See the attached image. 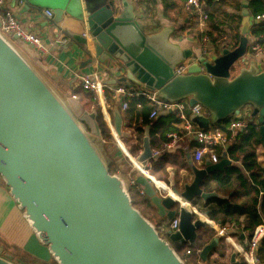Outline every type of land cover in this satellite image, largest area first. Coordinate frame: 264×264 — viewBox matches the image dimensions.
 Wrapping results in <instances>:
<instances>
[{"label":"water","instance_id":"water-1","mask_svg":"<svg viewBox=\"0 0 264 264\" xmlns=\"http://www.w3.org/2000/svg\"><path fill=\"white\" fill-rule=\"evenodd\" d=\"M68 6L67 13L80 30L61 32L98 61L125 69L131 82L156 90L162 98H188L191 105L202 104L208 114L191 118L199 129L250 105L251 115L261 123L264 142V68L256 63L240 67L250 44V28L260 22L251 18L248 3L241 12L239 39L233 41L229 35L235 46L214 44L208 54L197 52V46V50L183 46L174 26L146 33L132 0H86V13ZM54 13L56 23L65 20L64 7H56ZM12 38L20 40L16 33ZM190 59L194 61L188 72L176 75V66ZM76 82L70 81L72 89ZM97 116L95 109L77 116L0 29V176L41 243L59 264H187L189 256L182 257L179 249L195 244L200 228L207 224L198 216L202 213L194 204L196 198L225 197L203 185L210 173L231 161L207 159L205 167L191 163L188 180L163 196L147 170L153 148L150 126L146 127L143 151L136 161L142 174L136 182L161 216H179L178 229H168L163 237L134 205L122 176L110 171L95 139L101 136ZM112 122L120 138L124 121L118 107ZM219 243L220 237L215 236L204 244L200 258L208 261ZM0 264H16L3 256V248ZM226 264H241L236 252Z\"/></svg>","mask_w":264,"mask_h":264},{"label":"crops","instance_id":"crops-1","mask_svg":"<svg viewBox=\"0 0 264 264\" xmlns=\"http://www.w3.org/2000/svg\"><path fill=\"white\" fill-rule=\"evenodd\" d=\"M133 2L136 4L138 11L137 20L146 33L158 32L164 26H174L175 34L178 35V37H182L181 44L186 47L193 46L197 50L196 46L198 47V43L196 41L197 34L195 31L197 21L186 9V0H133ZM261 2H264V0H210L208 5L210 18L206 21V30L207 32L210 31L215 36L220 34V37L215 43H213L210 37L209 48H212L214 44L218 43L219 39H223L224 37H227V40L223 39L220 43L230 42L229 35H233V39L231 40L236 41L237 34H240L239 26L242 21L241 12L244 9L245 4L248 3L250 16L254 20L256 13L260 11L258 8ZM70 4L74 9H84V12L86 13V0H7L5 7L14 12L22 26L41 36L44 42L49 46V52L47 54H41L40 56L43 60V64H46L49 69H52L54 72L52 79L62 91L68 92L69 89L73 91L76 90L81 86L82 78L95 71H99L104 82L115 83L113 82L114 79L125 76V69L116 67L112 63H102L98 61L86 48L82 47L78 42L73 41L68 35L61 32L63 29L65 30V28L80 30V26L75 23L69 13H67L68 5ZM58 6L65 8V20L60 24L54 21V17L50 18L45 13L46 9L51 8L54 11ZM57 29L59 33H57ZM255 29H259L258 23L250 28V43L263 32L255 34ZM61 37L66 38L67 41H58ZM33 49L37 51L35 48ZM252 61V58L247 57V60H245L240 67L247 66L252 63ZM54 76L56 79H54ZM72 79L77 80L73 89L71 88L72 85H70ZM105 94L106 99L98 98V101L101 105L102 114L110 127L112 140L108 143L115 149L114 151L112 150V156L119 157L117 162L122 161V164H119L120 168L117 167V173L120 174L122 172L128 180L132 178L136 179L137 176L140 175V169L136 166L134 157L138 158L142 153L143 143L142 149L139 150L138 155L134 156L128 150L124 137H117L112 125V109L115 111L117 105L122 108V101L120 97H114L109 89L106 90ZM171 113L175 112L162 113L160 116L168 117ZM174 124L176 129L173 131H180L182 138L179 147L170 152L172 153L169 155L171 156V162L167 163L168 165L165 170L158 169L155 174H152L151 172V160L156 157H153L150 161L148 160L149 163L147 164L148 173L155 179L154 184L158 190V194L161 195H163L161 191H164V193L168 195L172 192V189L175 186L177 187L179 184H183V182L188 180L187 177H190L191 172V163H194L199 167H205V162L209 159L208 156H206L201 162H196L193 159L184 158L182 156L183 145L188 144L193 149L196 145L195 138L194 135L184 130L181 121ZM167 133L165 134V138L167 137ZM122 134L130 140H133V138L135 139L136 137L133 128L125 127V125L123 126ZM162 142L161 138L157 136V139H155V146L152 147L153 150L159 148ZM262 144L264 146V142ZM225 158H228L231 162L224 164L222 168L210 173L209 180H207V182L205 181L203 185L205 190H215L220 194L225 195V197L213 196L206 201H204L202 197H197L194 203L196 208L203 212L198 216H201V218L207 223L206 226L209 225V227L212 228V231L206 226L200 228L199 234L203 231H207L209 242L215 236L220 237L219 245L212 251V258L216 257L214 260H217L219 264L228 263L233 252H236V259L240 260L241 264H248L245 260L244 251L247 250L249 246L251 231L250 229H245L244 225L245 223H248L249 218L246 213H239V209H230L225 212L224 204L222 205L217 198L231 199L230 202L232 204L236 203L240 206H244V208H249L252 206L254 197L257 196L259 200L258 211L261 216L260 224H264V188L259 187V192L256 194L254 189L250 186L253 181L249 179L250 181L246 186L242 185L241 179L237 177L238 172L234 171V173H231L230 175L232 185L240 189L241 195L239 197L231 198L232 191H230L228 187L229 185L218 181L214 176H218V174L228 166H235L242 169L248 177H250V173L245 169L241 161L233 159L229 154L221 153L218 162ZM257 160L259 165L264 168V159L262 160V157H260L259 154ZM124 167H127L126 170ZM135 168H138V170H135ZM131 187L140 193L137 186ZM139 187L143 188L141 185H139ZM141 195L143 197L144 194ZM144 204L146 203L144 202ZM151 207L156 209L157 216L155 217L154 215H151L148 217L160 227L164 226L165 232H167L172 219L167 216H161L158 213V208L156 206L153 205ZM177 207L178 206L174 208ZM210 207H215L218 210L215 215L219 219L210 217L207 213ZM222 220L225 221L223 222ZM166 222L167 226H165ZM223 227H227L228 229L232 228L235 231L227 233V236H222L219 234V229ZM224 241L228 243L227 248L223 246ZM4 246L9 248L19 247L22 251L37 257V251L47 252L44 244L41 243L35 230L32 228L26 217L24 209L21 208L18 201L11 195L6 184L0 182V248H3L4 250ZM41 257L48 258L49 255L45 254L41 255ZM193 264H206V262L200 258L199 261H194ZM258 264L261 263L258 262Z\"/></svg>","mask_w":264,"mask_h":264},{"label":"built area","instance_id":"built-area-1","mask_svg":"<svg viewBox=\"0 0 264 264\" xmlns=\"http://www.w3.org/2000/svg\"><path fill=\"white\" fill-rule=\"evenodd\" d=\"M6 1L7 0H0L1 31L16 33L21 41L31 45L40 54H47L50 49L43 38L32 30L22 26L14 12L5 7ZM209 2L210 0H186L185 3L186 9L197 21L195 31L200 54H208L210 49V35L206 30V21L210 18L208 9ZM45 13L50 18L54 17V11L51 8L46 9ZM254 20L264 23V8L256 13ZM85 35H88V33L86 32ZM223 39L227 40V37ZM223 39H219L216 46L226 43H220ZM58 41L65 42L67 39L61 37ZM235 44V42H230L229 46L234 47ZM93 55L95 54L93 53ZM247 57L252 58L259 67L264 68L262 67L264 66V31L249 44L247 54L244 56V62L247 60ZM193 61L194 59H190L178 64L175 68V74L187 73ZM81 87L85 90L94 92L100 99H106L105 93L106 90L109 89L114 97H120L122 109L128 108L130 98L143 95L148 99L149 104L152 105L149 119H156L162 113L175 112L184 130L194 135L196 142L193 149L188 144L183 145L182 156L184 158L193 159L196 162H201L204 157L208 156L213 163H217L220 153L229 154L227 149L236 142L238 134L248 131L251 125L259 126L260 123L258 116L251 115L252 107L248 105L239 114L232 115L229 121L222 123L218 127H212L211 125L207 129H199L192 122L191 118L193 115L202 112L206 115L208 114L202 104L196 103L191 105L188 98L177 101L167 100L160 97L156 90H150L133 82L132 85L122 82L106 83L102 80L99 71L85 75L81 80ZM72 97L78 99L79 95L74 92ZM181 138L180 131L168 132L161 146L153 150V157L176 150L179 147ZM149 161H147V164ZM129 183L131 186H137L141 194H145L144 189L139 187L135 178L130 179ZM178 227L179 216H175L171 221L169 229L176 231ZM227 229V227L220 228L219 234L227 236ZM263 239L264 224H259L252 232L249 246L247 250L244 251L245 260L248 264H258L257 254ZM199 250L200 249L197 250V253H199ZM191 253V248H186L184 252L185 257L189 256Z\"/></svg>","mask_w":264,"mask_h":264},{"label":"trees","instance_id":"trees-1","mask_svg":"<svg viewBox=\"0 0 264 264\" xmlns=\"http://www.w3.org/2000/svg\"><path fill=\"white\" fill-rule=\"evenodd\" d=\"M263 8H264V2H261L258 10H261ZM258 24H259V29L254 30L255 34L264 31V23H258ZM208 34L210 35L213 43H215L216 40L220 37V34L215 36L210 31H208ZM236 37L237 39H239L240 34H237ZM18 42L21 44L22 48L25 49L24 50L25 56H28L36 64V66L39 67V72L42 75L44 74V76L52 79L54 72L52 71V69H49V67L46 64H43V60L40 56L41 54L35 51L33 47L27 45V43H25L24 41L19 40ZM197 52H199V49L197 50ZM54 79H56L55 76ZM60 92H62V96L64 98L68 99L69 102L68 106L76 114L80 115L85 110H89L88 108L89 106H90V110H94V109L97 110L98 112L97 120L101 130V136L99 137L95 136L96 143L98 146L102 147L103 139L112 140V136L110 135V127L107 124V121L105 120L102 114L101 105L99 104L98 97L95 95L94 92L90 90H85L81 86L74 91L69 89L68 92H66L60 89ZM74 92H76L79 95L80 98L79 100L74 99L72 97V94ZM117 107L122 113V118L125 123L124 124L125 127L133 128L134 133L136 134V137L135 139L133 138V140L128 139V137L123 136V134L121 135L122 137H124V141L128 150L134 156L138 155L139 150L142 149L143 137L146 131V127L148 125L150 126V139L153 147L155 146V139H157V136H159L161 140L164 141L166 139L165 134L169 131L175 130L176 126L174 123L180 121V119L176 116V113H171L168 117L160 116L156 119H149V115L152 110V105L149 104L148 99L143 95L130 98L129 106L126 109H122L118 105ZM112 113H114L113 109H112ZM230 118L231 117H228L225 120L214 122L212 124V127H218L222 123H226L227 121H229ZM260 126L261 123H259V126L251 125L248 131L238 134L236 142L227 149V152L229 153L230 157H232L235 160H239L243 163L245 169L250 173L249 174L250 177L245 175V171L235 166H228L227 168L223 169V171L220 172L218 176L217 175L214 176L215 179H217L218 181L227 183V185H229L228 187L230 191H232L231 198L239 197L241 195L240 189L232 185V180L230 175L231 173H234V171L238 172L237 177L241 179L242 185L246 186L250 181L249 179L253 181V183L250 184V186L251 188L254 189L256 194L259 192V187L264 188V168H262L259 165V162L257 160L258 154L252 147L254 146L255 143H263L261 139ZM86 127L89 130V127L87 125ZM171 154L172 153L162 154L151 160L152 174H155L158 169H163V170L166 169L168 165L167 163L171 162L170 161L171 156H169ZM139 173L142 174L141 172ZM0 182L5 184V181L1 176H0ZM132 200L134 205L137 207V200L133 198ZM143 200L148 206L154 205L152 203L151 198L148 197L146 194L143 195ZM217 200L222 205L224 204L223 206L225 212L229 211L230 209H234V210L239 209V213H246L249 219H248V223H245L244 228L250 229L251 234L256 228V226L261 223V216L258 211L259 200L257 196L254 197L252 206H250L249 208L247 207L244 208V206H240L236 203L232 204L230 202L231 199L227 200L225 198H217ZM263 207H264V202H263ZM217 211L218 210L215 207L214 208L210 207L207 213L210 215V217H214V219L215 218L219 219L215 215ZM145 216L148 217L147 215ZM206 227L208 229H211L212 231V228H210L209 225H207ZM208 242L209 241H208L207 231L206 232L203 231L198 235L195 244H186L181 249H179V252L180 251L185 252L186 248H191L192 253L189 255V257L191 256L193 257V255L195 254L197 255V257H199V255L197 254V250L202 248V246ZM3 256L15 262L16 264H59L57 259L54 258L52 254H50L48 258H40L22 251L21 248L19 247L9 248L7 246H4ZM257 258H258V262L264 264V239L259 248Z\"/></svg>","mask_w":264,"mask_h":264},{"label":"rangeland","instance_id":"rangeland-1","mask_svg":"<svg viewBox=\"0 0 264 264\" xmlns=\"http://www.w3.org/2000/svg\"><path fill=\"white\" fill-rule=\"evenodd\" d=\"M5 34H6V36L10 39V40H12V41H14V43L16 44V46L23 52V54H24V48H22V46H21V44L18 42V41H15V40H13V35H14V33L13 32H4ZM176 35V34H175ZM174 35V36H175ZM176 36H178V35H176ZM176 36L174 37V39H176ZM25 55V54H24ZM27 57V59L32 63V65L39 71V67L38 66H36V64L28 57V56H26ZM252 63L253 64H255V61L253 60L252 61ZM257 67L259 68V69H261V67H259V65H257ZM42 75V74H41ZM45 79H46V81L50 84V86L56 91V93L66 102V104L68 105L69 104V102H68V99H66V98H64L63 96H62V92H60V89H59V86L51 79V78H48V77H46V76H44V74L42 75ZM119 80H120V82H122V83H126V84H129V85H132V82L127 78V77H125V76H121L120 78H118ZM82 97V96H81ZM80 98H78V100H79ZM82 102V101H81ZM89 108V110H90V106L88 107ZM87 108V109H88ZM75 113V112H74ZM76 114V113H75ZM77 116H79V114H76ZM108 142H111V139L110 140H106V139H104L103 141H102V147H100V146H98L99 147V149H100V151H101V153H102V155H103V157H104V159L106 160V162L108 163V165H109V168H110V171L112 172V173H117L118 171H117V169L118 168H120V166H119V164H122L121 162H117V160L119 159V157L118 156H116V157H114V156H112V150L114 151L115 149H114V147L110 144L109 145V143ZM253 147V149L260 155V157H262V160L264 159V146H263V144L262 143H255L254 144V146H252ZM135 159H134V161H135V163H136V166L138 167V165H137V162L136 161H138V158H136V157H134ZM118 167V168H117ZM126 168L127 167H124V169L126 170ZM121 170V169H120ZM135 170H138V168H135ZM141 172V171H140ZM120 175L122 176V178L124 179V182H125V185H126V188L128 189V191H129V193H130V195H131V197L133 198V199H135V200H137V208L144 214V215H147V216H151V215H154L155 217L157 216V213H156V209H154L153 207H151V206H148V205H146V204H144V202H143V197H142V195L140 194V193H138L137 191H136V189H134L133 187H131V185H130V183H129V180L127 179V177L121 172L120 173ZM187 178H189V177H187ZM182 186V184H179L178 185V187L180 188ZM161 193L163 194V195H167L166 193H164V191H161ZM177 208H179V206L177 207ZM197 210L199 211V212H202V211H200L198 208H197ZM203 213V212H202ZM152 221V220H151ZM154 223V225L156 226V228L158 229V231H159V233H160V235L161 236H163V237H165V235H166V232H165V228H164V226L163 227H160L158 224H156L155 222H153ZM165 226H167V222L165 223ZM45 246V248H46V251L47 252H44V251H37L36 252V255H38V257H41V255H45V254H48V255H50V254H52L51 252H50V250H49V248H48V246H46V245H44ZM223 246H225V248H227L228 247V243H226V241H224L223 242ZM180 253V255L182 256V257H184L185 258V254H184V251H180L179 252ZM198 254V253H197ZM218 257H219V255H218ZM41 258H43V257H41ZM214 259H216V257H214V258H212V257H210L209 258V260L208 261H206V264H211L213 261H215ZM217 259H219V258H217ZM200 260V258L199 257H197V255L195 254V255H193V257L191 256V257H189V258H187V264H193L194 263V261H199Z\"/></svg>","mask_w":264,"mask_h":264}]
</instances>
